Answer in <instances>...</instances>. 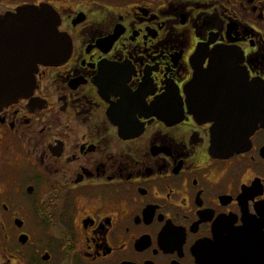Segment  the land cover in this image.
<instances>
[{"label":"flooded vegetation","instance_id":"obj_1","mask_svg":"<svg viewBox=\"0 0 264 264\" xmlns=\"http://www.w3.org/2000/svg\"><path fill=\"white\" fill-rule=\"evenodd\" d=\"M32 9L58 46L0 108V264H213L237 239L264 264V0H0Z\"/></svg>","mask_w":264,"mask_h":264},{"label":"water","instance_id":"obj_2","mask_svg":"<svg viewBox=\"0 0 264 264\" xmlns=\"http://www.w3.org/2000/svg\"><path fill=\"white\" fill-rule=\"evenodd\" d=\"M50 13L42 12V10H26L17 15H7L0 18V32H3L2 36L8 39L24 41V53L27 56L29 64V74L23 77V82L27 86L17 87L13 83L14 77L0 78V108L4 105L12 103L19 98L25 96L31 87L34 77L35 68L39 64H50L53 62L51 55L55 53L58 46L57 24L50 22ZM201 51L199 52V54ZM213 54H227L226 51L212 52ZM220 62H231L229 58L224 60L221 56L214 57L211 61V66L207 69L201 67L196 68L194 79L190 85L191 89L197 91L198 87L202 84L204 79L215 77L218 70H228L229 67H221ZM17 84V83H16ZM263 125L264 118L260 121ZM260 122L253 124L252 134L258 127ZM251 130V127L249 128ZM249 133V131H248ZM247 132L244 135L247 137ZM249 139V138H248ZM239 231V230H237ZM233 237H239L238 232ZM253 256L255 257L254 250ZM251 250L239 240H234L226 250L213 248L210 252L212 263L216 264H255L254 260H251ZM217 259H214L215 256Z\"/></svg>","mask_w":264,"mask_h":264}]
</instances>
